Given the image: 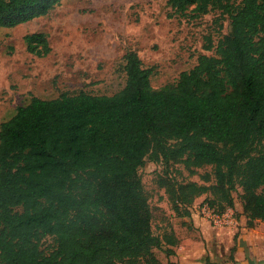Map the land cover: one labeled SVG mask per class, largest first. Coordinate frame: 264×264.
<instances>
[{"label": "trees", "instance_id": "trees-1", "mask_svg": "<svg viewBox=\"0 0 264 264\" xmlns=\"http://www.w3.org/2000/svg\"><path fill=\"white\" fill-rule=\"evenodd\" d=\"M60 1L0 0V26L31 21ZM166 2L181 17L211 9L228 16L217 43L205 36L213 55L153 88L154 66L127 50L117 93L32 96L0 123V264H162L154 250L170 257L178 238L172 229L153 232L139 174L147 159L161 164L156 183L176 216H190L202 195L216 212L233 208L240 187L247 226L264 223V0ZM23 39L36 56L51 50L43 32ZM175 164L211 172L203 183L178 180ZM46 236L54 240L47 254Z\"/></svg>", "mask_w": 264, "mask_h": 264}, {"label": "rangeland", "instance_id": "rangeland-1", "mask_svg": "<svg viewBox=\"0 0 264 264\" xmlns=\"http://www.w3.org/2000/svg\"><path fill=\"white\" fill-rule=\"evenodd\" d=\"M228 22V16L218 9L197 18L178 16L166 0H61L31 21L11 28L0 26V123L32 96L50 99L80 90L117 93L126 81L123 56L127 50H134L145 67L154 66L153 88L173 83L181 71L196 64L199 55L214 54L204 49L205 36L217 43L228 32ZM32 32L45 33L51 49L47 55L27 51L23 37ZM162 169L161 164L147 159L139 174L152 209L154 234L161 236L172 229L178 237L172 262L230 264L232 235L212 237L193 225L191 215L176 216L164 189L156 183ZM196 172L189 174L182 164L172 168L178 180L203 183L200 175L211 172V166ZM240 192L238 187L233 193L236 202ZM204 198L194 201L191 212L198 213ZM260 230L264 232V227ZM40 247L49 253L53 238L44 237ZM154 252L162 264L171 259L161 250Z\"/></svg>", "mask_w": 264, "mask_h": 264}, {"label": "crops", "instance_id": "crops-1", "mask_svg": "<svg viewBox=\"0 0 264 264\" xmlns=\"http://www.w3.org/2000/svg\"><path fill=\"white\" fill-rule=\"evenodd\" d=\"M194 203L193 206L195 207ZM201 203L197 211L198 213L191 212L192 205L189 207L193 225L196 228L199 227L200 230L212 237L215 234L218 237L226 233L232 235L231 247L236 243V250L233 257L234 261L231 260L230 264H264V232L260 230L264 227L263 222L256 220L253 227H248L247 218L243 214L241 202H236L235 200L234 207L229 209L233 216V222L227 227H213L205 217V214L204 216L200 215L202 205L205 202ZM188 217L185 216L184 218ZM234 238H236V241ZM237 254L239 257H237ZM170 261H172V258Z\"/></svg>", "mask_w": 264, "mask_h": 264}, {"label": "built area", "instance_id": "built-area-1", "mask_svg": "<svg viewBox=\"0 0 264 264\" xmlns=\"http://www.w3.org/2000/svg\"><path fill=\"white\" fill-rule=\"evenodd\" d=\"M230 208L223 212H216L210 208L206 203L202 205L201 213L205 214V217L213 227H227L233 222V216L229 211Z\"/></svg>", "mask_w": 264, "mask_h": 264}]
</instances>
